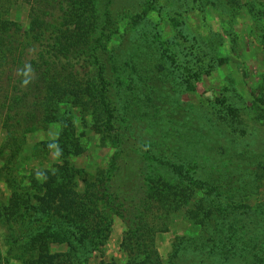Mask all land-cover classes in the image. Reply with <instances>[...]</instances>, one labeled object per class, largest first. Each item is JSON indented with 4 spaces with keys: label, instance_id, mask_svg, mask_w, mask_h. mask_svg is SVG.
<instances>
[{
    "label": "rangeland",
    "instance_id": "1",
    "mask_svg": "<svg viewBox=\"0 0 264 264\" xmlns=\"http://www.w3.org/2000/svg\"><path fill=\"white\" fill-rule=\"evenodd\" d=\"M68 3L96 105L25 128L0 116V264H264V0ZM31 23L29 2L0 0V48ZM100 179L124 212L98 202L104 224L88 198ZM159 179L192 186L212 219L195 225L189 204L148 256L136 223ZM68 192L89 208L88 228L65 229L72 250L42 226Z\"/></svg>",
    "mask_w": 264,
    "mask_h": 264
},
{
    "label": "trees",
    "instance_id": "2",
    "mask_svg": "<svg viewBox=\"0 0 264 264\" xmlns=\"http://www.w3.org/2000/svg\"><path fill=\"white\" fill-rule=\"evenodd\" d=\"M26 1L30 3L32 20L29 31L24 35V40L21 37L16 42L8 40L14 48L7 49L9 45H5V39L2 42L4 49L0 48V116L4 123L25 128L33 125L37 118L49 123L47 120L57 112L58 106L68 101L79 106L83 112L90 113L96 104L92 75L80 65L85 50L77 49L81 44L71 35V29L69 37L63 33L65 27L69 28L71 23L79 20L82 12L76 10L78 14H74L69 11L68 0ZM64 39L68 41L66 46H63ZM112 166H115V162ZM98 183L91 186L88 194L95 221L100 224L107 221L103 222L98 202L111 215L123 217L122 207L108 198L107 180L100 179ZM195 198V189L190 185L172 184L160 179L151 183L136 223V236L148 256L153 253L155 235L167 232L171 218L189 204L193 208L184 210L189 221L201 227L211 221L212 211L203 205L202 199ZM61 199L60 205H64L62 221L48 219L43 221L42 226L47 228L48 233L52 232L50 236L57 242L66 244L72 250L75 242L72 236H67L65 229L69 223L81 231L88 228L83 219H87L89 208L72 192L62 193ZM42 209L32 208L31 217L44 214L46 209ZM74 216L79 217L77 222L73 220ZM48 233L41 236L38 243L44 245ZM33 245L39 247L36 243ZM54 256L64 257L53 255L50 259H54Z\"/></svg>",
    "mask_w": 264,
    "mask_h": 264
},
{
    "label": "clouds",
    "instance_id": "3",
    "mask_svg": "<svg viewBox=\"0 0 264 264\" xmlns=\"http://www.w3.org/2000/svg\"><path fill=\"white\" fill-rule=\"evenodd\" d=\"M24 83L26 84V83H27V81H24Z\"/></svg>",
    "mask_w": 264,
    "mask_h": 264
}]
</instances>
